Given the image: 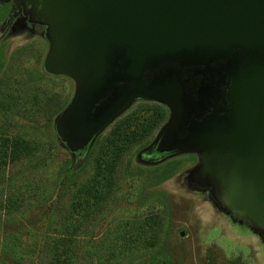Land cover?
<instances>
[{
    "label": "rangeland",
    "instance_id": "obj_1",
    "mask_svg": "<svg viewBox=\"0 0 264 264\" xmlns=\"http://www.w3.org/2000/svg\"><path fill=\"white\" fill-rule=\"evenodd\" d=\"M12 3L0 0V160L9 153L0 170V264H53L63 240L69 264H264V228L229 206L223 180L202 170L197 153H150L170 119L164 104L136 98L85 153L64 143L58 121L78 80L47 69L54 40L40 2H25L9 29ZM119 129L130 144L109 192L89 211L76 209Z\"/></svg>",
    "mask_w": 264,
    "mask_h": 264
},
{
    "label": "water",
    "instance_id": "obj_2",
    "mask_svg": "<svg viewBox=\"0 0 264 264\" xmlns=\"http://www.w3.org/2000/svg\"><path fill=\"white\" fill-rule=\"evenodd\" d=\"M28 1L54 40L48 71L78 80L58 121L73 152L136 98L158 101L171 115L155 159L197 153L264 228V0H18L10 18Z\"/></svg>",
    "mask_w": 264,
    "mask_h": 264
},
{
    "label": "trees",
    "instance_id": "obj_3",
    "mask_svg": "<svg viewBox=\"0 0 264 264\" xmlns=\"http://www.w3.org/2000/svg\"><path fill=\"white\" fill-rule=\"evenodd\" d=\"M162 109L165 110V113L167 114V109L165 106H161ZM118 133H115L114 140L110 142V145L107 147L106 157L101 162L100 166L102 168V173H100L97 177V181L92 184L91 188H88L85 195V201L84 203L79 204V208L83 212H87L91 209V203L93 200H100L102 199V196L105 195L108 190L111 187V182L113 180V172L115 169V166L117 164V160H119L122 153L128 148L129 146V138L125 134V130L119 129L117 131ZM120 141L121 145L117 146V143ZM7 145V144H6ZM122 145L124 148H122ZM8 146V145H7ZM113 146H117V150H110L113 149ZM126 147V148H125ZM118 151V152H117ZM13 152V151H11ZM113 152H117L118 158L114 156ZM4 159L0 160V170L2 169V166L6 165L7 159H8V148L6 147L3 151ZM115 157V158H114ZM12 160V159H11ZM70 246L66 240H63V243L58 242L56 244V251L54 255V262L53 264H69L68 261L71 259V253H70Z\"/></svg>",
    "mask_w": 264,
    "mask_h": 264
},
{
    "label": "flooded vegetation",
    "instance_id": "obj_4",
    "mask_svg": "<svg viewBox=\"0 0 264 264\" xmlns=\"http://www.w3.org/2000/svg\"><path fill=\"white\" fill-rule=\"evenodd\" d=\"M18 0H13V8H12V10H11V12L15 9V6H16V2H17ZM24 3L25 2H20L19 4H18V10L17 11H14L13 12V14H12V17L10 18V14H11V12H10V14L8 15V20H9V26H8V28L10 29V28H12L13 26H14V19H13V15L15 14V13H18V11H20V8L24 5Z\"/></svg>",
    "mask_w": 264,
    "mask_h": 264
}]
</instances>
